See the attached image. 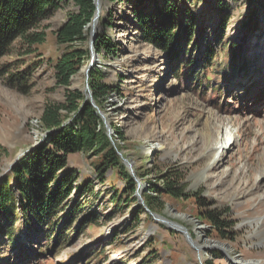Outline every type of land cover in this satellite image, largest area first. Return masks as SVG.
Wrapping results in <instances>:
<instances>
[{"label":"rangeland","instance_id":"obj_1","mask_svg":"<svg viewBox=\"0 0 264 264\" xmlns=\"http://www.w3.org/2000/svg\"><path fill=\"white\" fill-rule=\"evenodd\" d=\"M172 1L195 28L187 42H180V58L199 59L196 50L207 41L216 53L212 67L180 80L169 60L142 41L128 2L100 0L97 32L104 18L110 23L106 35L117 48L116 57L99 53L93 65L101 72L100 82L114 90L100 111L112 130L111 139L115 131L124 138L118 142L119 152L133 163L134 172L138 169L143 175L140 195L150 192V184L166 171H179L186 191L199 192L216 210H228L237 236L232 243L215 238L196 218L192 201L163 197L156 215L182 226L199 247L220 243L226 246L219 250L234 261L264 264V0ZM74 10L62 4L41 21L39 29L46 35L42 45L26 48L17 40L0 58V69L19 73L24 85L15 90L0 81V179L15 158L45 138L38 123L45 104L62 102L66 90L85 94L84 69L89 62L67 87L55 85L51 66L61 53L51 32ZM217 24L222 28L215 33ZM90 28L91 24L82 45L87 50ZM221 121L234 127L238 143L211 166ZM151 144L160 148L144 153ZM92 162L80 155L67 157L68 168L78 177L75 185L91 182L92 193L81 195L79 201L85 210L95 211L96 225L81 227L82 214L76 215L58 244L41 228L27 233L19 221L16 226L22 229L15 234L0 233V264H230L219 250L196 251L181 233L147 217L139 203L136 219V205L112 204L111 187L120 190L123 182L109 177L98 183Z\"/></svg>","mask_w":264,"mask_h":264},{"label":"trees","instance_id":"obj_2","mask_svg":"<svg viewBox=\"0 0 264 264\" xmlns=\"http://www.w3.org/2000/svg\"><path fill=\"white\" fill-rule=\"evenodd\" d=\"M103 1L109 4L128 2L135 29L142 35V41L169 60L180 80L197 75L199 69L212 67L216 53L214 45L207 41L199 46L192 44L193 48L198 46L199 59L184 62L180 58V42H187L195 28L193 20L188 19L186 12L181 11L172 0H148L150 3L146 0ZM62 4H71L75 10L68 13L65 22L51 32L52 41L61 48L60 55L51 62V66L55 85L67 87L71 77L90 61V50L82 45L87 42V29L95 15L94 0H0V58L9 52L11 44L17 40L26 48L42 45L46 35L39 25ZM109 25L104 18L99 20L101 29L95 35L94 51L116 57L117 48L106 35ZM219 25L215 33L222 28ZM202 33L200 30L199 34ZM100 78L101 72L92 67L87 86L94 104L102 110L103 102L114 90L102 84ZM3 80L15 90L24 87L20 74L9 75L4 67L0 69V81ZM216 93L219 94V90ZM38 123L46 134L45 138L22 155L0 179V233L13 235L22 228L27 233H35L41 228L46 238L54 236L59 244L65 226L74 216L82 214L81 227L96 225L95 211L85 210L84 204L79 201L81 195L92 193L91 182L75 185L77 174L67 166L70 155L92 160L98 183L104 184L109 177L123 182L120 190L111 187L110 202L116 206L121 203L136 205L137 210L133 215L136 219L139 211L136 183L116 154V151H122L118 142H123L124 138L115 131L112 139H117L114 149L101 118L82 91L66 90L62 102L46 103ZM135 175L139 180L143 178L138 169H135ZM181 182L182 174L179 171L168 170L160 175L150 184V192L141 195L145 207L157 214L161 203L164 204L161 201L163 197L192 201L196 218L208 226L215 238L234 242L237 233L229 222L228 210H216L212 202L199 192L186 191ZM146 216L149 217L148 213ZM19 221L22 228L16 226Z\"/></svg>","mask_w":264,"mask_h":264},{"label":"water","instance_id":"obj_3","mask_svg":"<svg viewBox=\"0 0 264 264\" xmlns=\"http://www.w3.org/2000/svg\"><path fill=\"white\" fill-rule=\"evenodd\" d=\"M94 6H95V15H94V18H93V21L91 23V28H90V38H89V50H90V61H89V65L84 69V75H85V79L87 80L88 78V75H89V72L91 70V68L93 67V65L97 62L96 60V57H97V54L96 52L94 51V41H95V35H96V32H97V22H98V19L100 17V0H94ZM85 98L88 100L89 104L97 111V114L99 115V117L101 118V121H102V124H103V127L106 131V135L108 137V139L110 140L111 142V145L113 146V148L115 149V146H114V143L111 139V135H112V130L109 126V124L107 123L104 115L102 114V112L96 107V105L94 104V101L92 99V95L88 89V87L86 86L85 87ZM116 154L117 156L120 158L122 164L125 166V168L128 170L129 174L131 175V177L133 178V180L135 181L136 183V193H135V196L137 198V202L139 203V205L143 206L146 210V212L149 214V216L151 217V219L155 222V223H160L162 225H164L165 227H167L168 229L170 230H174V231H177L179 233H181L185 239L187 240V242L189 243V245L194 248L196 251H199V247H195L194 246V243L192 241V239L190 238L188 232L180 225L178 224H175L159 215H156V214H153L151 213L144 205L143 203V200L141 198V188H142V185H141V182L139 181V179H137L135 177V172H134V168H133V163L128 161L126 158H124L121 154V152L119 151H116ZM19 159V157L15 158V160L8 166V170H10V168L16 163V161ZM216 244H219L221 245L220 243H216ZM222 246H226V245H222ZM213 249H216V250H219L217 248H213ZM200 250H211L210 248H203V247H200ZM221 253H223L224 257L226 258V260L230 263V264H236L234 262V259H231L227 254H225L223 251L219 250Z\"/></svg>","mask_w":264,"mask_h":264},{"label":"bare ground","instance_id":"obj_4","mask_svg":"<svg viewBox=\"0 0 264 264\" xmlns=\"http://www.w3.org/2000/svg\"><path fill=\"white\" fill-rule=\"evenodd\" d=\"M217 132H216V136L214 138V149H213V157H212V161H211V166H215L218 163L221 162V160L223 159L224 155L231 150L233 147H235L238 143V135L234 129V127L230 126V124H228L226 121H221L220 125H217ZM160 147H158L155 144H151L148 145V147H145L143 149L144 153H149L154 149H158ZM263 168H264V153H263ZM264 176V173H263ZM194 246L195 247H199L195 242ZM206 247L213 249V248H224V246L216 244L214 242H210V243H204ZM200 250V247H199ZM236 264H243L244 262L241 261H234Z\"/></svg>","mask_w":264,"mask_h":264}]
</instances>
